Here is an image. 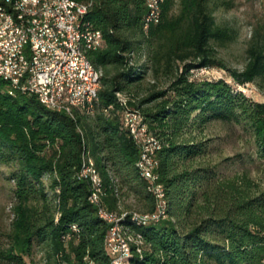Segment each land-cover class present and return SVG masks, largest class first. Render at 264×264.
<instances>
[{
    "label": "trees",
    "instance_id": "trees-1",
    "mask_svg": "<svg viewBox=\"0 0 264 264\" xmlns=\"http://www.w3.org/2000/svg\"><path fill=\"white\" fill-rule=\"evenodd\" d=\"M77 1L90 3L85 17L103 36L88 53L102 72L93 112L50 109L0 79V167L13 183L0 264H110L109 223L78 177L83 153L101 173L106 207L127 212L122 223L143 239L124 264H264V184L246 170L221 173L205 132L213 121L241 124L264 153V101L234 85L264 81V40L248 44L242 69L227 68L232 80L193 78L196 68H226L215 44L237 31L214 10L227 0H163L159 22L146 29L144 0ZM120 95L162 144L159 221L132 218L157 206L123 127ZM128 192L133 204L124 202Z\"/></svg>",
    "mask_w": 264,
    "mask_h": 264
},
{
    "label": "built area",
    "instance_id": "built-area-1",
    "mask_svg": "<svg viewBox=\"0 0 264 264\" xmlns=\"http://www.w3.org/2000/svg\"><path fill=\"white\" fill-rule=\"evenodd\" d=\"M155 0H146V8H154ZM88 9L72 7L71 0H56L46 7V15L36 25L15 24L12 8L0 5V79L9 86H20V92L35 95L40 102L89 93L98 81L93 77L90 65H85L82 52L72 50L73 32L82 26V13ZM161 17L154 15V23ZM103 38L95 33V26L84 29V42L92 49L101 46ZM129 122L138 138L139 154L145 165L146 179L152 190H158L157 177L153 173L156 144L151 135L142 129L143 116H135V111L127 114ZM84 171L78 170L82 179ZM89 200L92 197L89 192ZM160 215L148 222L159 221ZM100 213V211H98ZM109 221V247L116 264L125 250L115 233V221L120 217L101 213ZM141 241L143 239L141 237Z\"/></svg>",
    "mask_w": 264,
    "mask_h": 264
},
{
    "label": "rangeland",
    "instance_id": "rangeland-1",
    "mask_svg": "<svg viewBox=\"0 0 264 264\" xmlns=\"http://www.w3.org/2000/svg\"><path fill=\"white\" fill-rule=\"evenodd\" d=\"M227 1L232 4L230 7L229 3L223 2L214 10L218 23L228 24L237 31L233 40L215 44L217 55L226 68H196L192 71L193 78L223 77L232 80L227 68L242 69L246 62L245 50L248 44L253 39L264 40V0ZM234 85L250 98L264 101V81ZM205 132L211 138V158L220 164L221 173L246 170L256 181L264 184V153L258 151L251 134L241 124L213 121ZM7 173V167H0V246L6 243L4 233L10 229L13 218V183L7 178ZM124 198L126 204L135 202L130 192Z\"/></svg>",
    "mask_w": 264,
    "mask_h": 264
},
{
    "label": "bare ground",
    "instance_id": "bare-ground-1",
    "mask_svg": "<svg viewBox=\"0 0 264 264\" xmlns=\"http://www.w3.org/2000/svg\"><path fill=\"white\" fill-rule=\"evenodd\" d=\"M56 0H0V5L7 6L12 8L13 12L15 13V24H22L25 22L26 25H36L41 20V17H44L46 15V7ZM162 1L163 0H155L154 2V8H146V14L144 16V22L143 27L146 29L150 24H154V15H157V17H161L162 14ZM72 7H75L77 9H88L90 3L87 4L79 2L77 0H71ZM146 5V0H144ZM86 12L82 13V26L76 27V32H73V40H72V50L75 51H81L82 52V59L85 62V65H90L91 70L93 73V77H97L98 81L94 83V89L92 92L89 93H81L79 102L77 101L76 96H65L62 98L57 99H51L46 100L44 102H41L43 105L50 109H56V110H63L70 115H73V108L78 107L82 110H84L86 113H92L94 110V106L98 102V90L100 87V76L102 74L101 70L96 68L93 63L90 60L89 52L91 50H94L91 48V45L88 42H84V29H89L94 24L88 20L86 16ZM95 33L99 36V38H103L102 32L99 28L95 27ZM13 90H17L20 92V86H10ZM119 96V95H118ZM121 100V120L123 123V127L127 129L130 137L134 141L136 147L138 148L139 152V143L138 138L135 135V129L132 126V123L129 122V119L127 118V114H130L131 111H135V116H143L139 111L129 107L127 105V100L124 96L120 95ZM142 129H145L146 135H151L153 137V142H155L156 147L154 151V164H153V173L157 177V183H158V190H152L151 186L148 183V190L155 196L156 200V211L153 213H138L133 212L132 218L137 220L138 223H146L148 221L142 220V219H150L151 217H157L160 215V207L162 206V217L165 216V210H166V204H165V188L162 183L158 181V175L155 171L156 164H157V158L156 154L157 151L161 148V142L159 139L156 138V136L149 130L147 123L145 122V119L143 117L142 119ZM137 164L139 167V170L141 172L142 177L146 179L145 174V165L142 161V157L139 154V158L137 160ZM80 171H84L82 173V178L87 180L90 188V196L92 197V201L90 202L94 203L98 211L99 216L105 220L104 215L101 213H108V215H117L120 216L115 221V233L118 238V241L125 250L124 253H122L121 258L119 259V264H124L125 260L131 253V245L134 244L137 252L141 251V245L143 242L141 241V235L139 233H134L129 230L127 226H125L122 223V218L127 214V212H118L116 210H110L106 207L105 203L103 202L102 196L105 194L103 189V179L101 176V173L99 172L96 162L87 153H83L82 158V165ZM106 221V220H105ZM109 223V221H106ZM106 248L108 249V252L111 256L110 264H116L115 257L113 256L112 251H110L109 247V229L107 232V240H106Z\"/></svg>",
    "mask_w": 264,
    "mask_h": 264
}]
</instances>
